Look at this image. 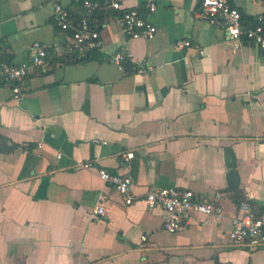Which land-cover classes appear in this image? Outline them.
Segmentation results:
<instances>
[{
	"label": "crops",
	"instance_id": "0c3cea01",
	"mask_svg": "<svg viewBox=\"0 0 264 264\" xmlns=\"http://www.w3.org/2000/svg\"><path fill=\"white\" fill-rule=\"evenodd\" d=\"M232 2L264 20V0ZM56 4L75 21L85 9L82 0H0V53L29 62L34 41L62 44ZM123 6L149 17L155 37L128 38L108 18L94 56L52 55L20 94L0 87V264H264V247L229 239L240 204L264 201V52L236 48L200 0ZM119 51L130 53L124 66L109 59ZM98 168L131 174L141 199L126 204ZM170 186L222 192L223 216L194 213L167 231L164 210L143 196Z\"/></svg>",
	"mask_w": 264,
	"mask_h": 264
},
{
	"label": "built area",
	"instance_id": "2783aa9c",
	"mask_svg": "<svg viewBox=\"0 0 264 264\" xmlns=\"http://www.w3.org/2000/svg\"><path fill=\"white\" fill-rule=\"evenodd\" d=\"M202 15L207 18H217L223 26L227 36L232 40L236 48L247 43L256 46L264 52V20L257 18L256 23H246L243 21L242 12L235 6L232 0H200ZM84 13L78 21L72 17L71 11L61 4L55 5L54 21L58 27L67 32L66 39L62 44H47L36 40L31 45L32 60L29 62H0V87L9 86L20 94L21 84L34 70L47 72L50 68L52 55H65L76 59H82L88 54L102 50L104 41L101 29L111 18L119 24L128 38L150 39L158 32L157 25L147 16L143 15L138 8H126L123 0H103V2L93 0H83ZM147 7L150 12L157 9L155 2H149ZM102 8L104 10H115L116 16H106L103 24H93L91 16L93 12ZM181 45H191V41L186 39ZM204 54V50H201ZM130 57V53L117 52L109 57L110 61L124 66L125 61ZM133 153L126 154V158H131ZM85 168H94L91 161L82 163ZM99 176L112 184L116 190L125 198L126 204H133L139 201L140 196L132 192L134 178L131 174L110 172L106 168H98ZM222 192H216L212 198L200 196L191 189H180L175 186L159 187L146 192L143 200L150 206L161 207L164 212V228L169 232H177L183 227L191 224L194 213L215 214L223 216V206L221 199ZM106 207L103 204L97 206L94 213L104 214ZM142 239H146L143 235ZM229 239L233 246L250 248L264 247V201L257 206L249 200L243 201L237 213L232 219V229Z\"/></svg>",
	"mask_w": 264,
	"mask_h": 264
},
{
	"label": "trees",
	"instance_id": "16d2710c",
	"mask_svg": "<svg viewBox=\"0 0 264 264\" xmlns=\"http://www.w3.org/2000/svg\"><path fill=\"white\" fill-rule=\"evenodd\" d=\"M95 1L103 2V0H95ZM82 4H83V0H82ZM107 15L108 16H116V15H118V12L115 11V10H104L102 8H98V9H96L93 12V14L91 16V22L93 24L95 23V24H98V25L101 26L103 24V22L105 20V17ZM242 16H243V21L244 22H246V23H252V24L256 23V20H251V19L247 18L246 16H244L243 14H242ZM97 53H98V51L92 52V53L88 54V56H86L85 58H82L80 60L88 59V58L94 56ZM57 61H62L63 62L65 60H63V58L56 57L55 58V62H57ZM0 62H12L11 61V55H10V53L7 52L6 50L3 51L2 53H0ZM127 67H130V63L129 62L126 63V68Z\"/></svg>",
	"mask_w": 264,
	"mask_h": 264
}]
</instances>
